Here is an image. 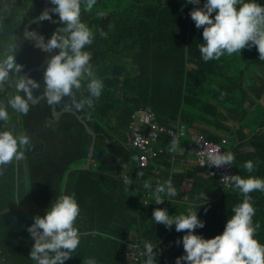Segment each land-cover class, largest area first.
<instances>
[{"label": "trees", "instance_id": "obj_1", "mask_svg": "<svg viewBox=\"0 0 264 264\" xmlns=\"http://www.w3.org/2000/svg\"><path fill=\"white\" fill-rule=\"evenodd\" d=\"M44 1L0 0V50L15 45L22 65L20 74L10 75L9 86H0V101L5 104L19 76L43 61L44 52L23 39L22 29L41 13ZM258 2L264 5V0ZM193 7L185 0H96L90 11L82 5L81 20L95 33L86 50L104 88L93 108L77 111L65 97L56 111H74L96 135L90 169H80L88 160L91 137L75 115L63 113L53 121L46 98L30 105L26 115L8 108L6 127L28 133L32 148L0 174V264H35L29 258L34 240L27 227L63 194L75 193L81 209L76 221L80 244L65 264H86L90 257L98 264H130L123 254L133 245L144 252L145 241L157 245L156 264H175L183 254L176 241L184 232L155 224L156 208H167L173 216L193 208L205 222L197 234L205 238L222 234L231 209L243 199L232 181L225 190L198 166L182 172L180 184L172 178L176 196L156 204L154 189L168 181V172L158 170L156 175L151 165L142 180L137 178L139 152L129 146V126L141 108L151 107L161 126L182 124L188 133L231 152L234 175L264 179V61L253 46L204 62L199 51L203 29L191 21ZM53 19L58 17L53 14ZM60 26L43 21L28 29L47 39ZM45 68L29 76L40 83L35 98L44 94ZM87 83L82 80L81 89L74 90L77 101L89 95ZM172 140L163 136L159 144L171 148ZM179 147L187 150L189 143L180 140ZM249 160L255 165L251 173L243 167ZM129 179L130 186L125 183ZM250 195L256 209L253 221L260 225L256 238L264 244V192Z\"/></svg>", "mask_w": 264, "mask_h": 264}, {"label": "clouds", "instance_id": "obj_2", "mask_svg": "<svg viewBox=\"0 0 264 264\" xmlns=\"http://www.w3.org/2000/svg\"><path fill=\"white\" fill-rule=\"evenodd\" d=\"M201 3L202 0H185V4L194 5L189 15L195 27L203 29L199 51L204 62L219 60L225 53H241L242 49L253 46L258 50L259 60L264 61V5L258 0H203L202 6ZM95 4L96 0H86V4L85 0H50L51 7L39 14L37 23L50 21L62 26L57 27L47 39L33 29L24 33V40L50 54L43 72L44 97L50 105L60 104L69 97L71 107L80 111L85 106L93 108L94 102L102 95L104 83L96 76L90 63V53L86 50L93 44L95 33L81 20L82 5L84 10L90 11ZM53 14L58 19H53ZM100 34L105 35L102 31ZM21 69L15 45L0 50V85H4L10 75L20 74ZM84 79L88 80L89 95L77 101L74 90L81 89ZM39 88V82L20 75L7 104L0 101V174H3L4 166L24 159L25 152L32 148L28 133L6 127L10 121L8 108L26 115L35 99L34 90ZM178 146L179 142L173 139L170 151H175ZM233 161L231 152L218 150L208 156L211 166L232 165ZM243 167L251 173L255 165L249 160ZM231 181L243 199L231 209L232 215L227 219L222 234L213 238L196 233V229L205 227V222L199 219L198 211L193 208H189L187 214L175 216L170 215L167 208L153 210L155 224H163L169 230L174 226L176 232H184L176 241L178 245L182 244L183 254L175 258V264H264V244L256 238L260 225L253 221L256 209L250 195L254 191L264 192V179L232 175ZM125 183L130 186L132 180ZM144 187L147 189L150 185L145 183ZM153 195L156 204L175 197L171 180L157 185ZM80 211L76 194H63L51 203L44 216L33 217L27 231L34 240L29 258L35 264H65L72 257L80 244L81 233L76 226ZM156 248L157 245L144 242V264H156ZM86 264H98V261L90 257Z\"/></svg>", "mask_w": 264, "mask_h": 264}, {"label": "built area", "instance_id": "obj_3", "mask_svg": "<svg viewBox=\"0 0 264 264\" xmlns=\"http://www.w3.org/2000/svg\"><path fill=\"white\" fill-rule=\"evenodd\" d=\"M192 22L194 23V21ZM129 130L131 132L129 146L139 152L138 165L136 167V174L139 180L143 179L144 171L149 166V163L157 159L161 154L162 148L159 147L161 137L167 136L177 141L188 137L194 150L197 166L203 168L207 176L215 178L225 190L229 189L231 176L234 175L232 167L230 165L216 167L208 164L209 154L218 150L226 152L221 145L210 142L200 134L188 133L182 126L171 129L159 125L156 122L155 113L150 108L139 109L131 116ZM147 189H151V186ZM143 256L142 250L134 245L129 246L123 254L124 260L130 264L139 263Z\"/></svg>", "mask_w": 264, "mask_h": 264}, {"label": "crops", "instance_id": "obj_4", "mask_svg": "<svg viewBox=\"0 0 264 264\" xmlns=\"http://www.w3.org/2000/svg\"><path fill=\"white\" fill-rule=\"evenodd\" d=\"M145 108H150L151 109V107H145ZM181 126L185 128V126H183L182 124H176L173 127H168V128L176 129L177 127H181ZM195 134H197V133H195ZM180 140H186V142L189 143V148L187 150H184L183 148L178 146L175 151H170V148L165 147V143L163 142V147L164 148L160 144H159V147L162 148L161 154L162 155L164 154V158L162 156V159H161L159 164L155 163L154 160H153V162L151 161L149 163V166L153 165L154 171H156L155 172L156 175H158V170H160V171H164L165 170L169 174L168 175V177H169L168 180H171L172 178H175V180L177 181L176 183H178V184H180V180H178V179H180V178L184 179V177H180V176H182V174H181L182 172H185V171H188V170H192L195 167H198L197 164H196V157H195V154H194V150L192 148V144H191L189 138L186 137V138H183V139H180ZM180 140H178V142ZM181 186L183 187L182 189L186 188L185 187L186 185L184 184V182L181 183ZM187 189L188 188H186V190ZM166 200L168 201V199H166Z\"/></svg>", "mask_w": 264, "mask_h": 264}, {"label": "water", "instance_id": "obj_5", "mask_svg": "<svg viewBox=\"0 0 264 264\" xmlns=\"http://www.w3.org/2000/svg\"><path fill=\"white\" fill-rule=\"evenodd\" d=\"M49 4H50V0H45L44 1V4H43V7H42V11L45 10L46 8H48L49 7ZM38 19H39V15L36 18L28 21L23 26V29H22L23 36H24L25 31L28 30V28L31 25L37 23ZM48 59H49V53L44 52V57H43L42 63L39 66H37V67H34V68H31V69L27 70L25 72L24 76L25 77H29L31 73L41 71L46 66ZM43 98H45L44 97V94H41L40 96H38L37 98H35L33 100V102L31 103V105H36ZM63 113H70V114L75 115V117L78 119L79 123L83 126V128L85 129V131L91 137V144H90V147L88 149V154H87L88 160L85 163L84 167L80 168L82 170H89L90 169V165H91V161L90 160L93 157L94 144H95L96 135L89 128V126L74 111H72V110H64V111L57 112L56 111V104L51 105V114H52V117H53V121H55V122L58 121L59 118H60V116H61V114H63ZM66 179H67V177H66ZM66 179H65V183H66ZM65 183H64V187H65Z\"/></svg>", "mask_w": 264, "mask_h": 264}, {"label": "rangeland", "instance_id": "obj_6", "mask_svg": "<svg viewBox=\"0 0 264 264\" xmlns=\"http://www.w3.org/2000/svg\"><path fill=\"white\" fill-rule=\"evenodd\" d=\"M11 83V78H9V80L4 84V85H0L2 88H5L7 86H9ZM264 102V101H263ZM84 167V166H83Z\"/></svg>", "mask_w": 264, "mask_h": 264}, {"label": "bare ground", "instance_id": "obj_7", "mask_svg": "<svg viewBox=\"0 0 264 264\" xmlns=\"http://www.w3.org/2000/svg\"><path fill=\"white\" fill-rule=\"evenodd\" d=\"M224 148V147H223ZM226 151V150H225ZM231 183V182H230Z\"/></svg>", "mask_w": 264, "mask_h": 264}]
</instances>
